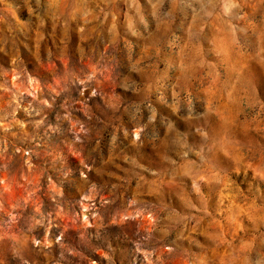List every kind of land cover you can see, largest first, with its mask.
<instances>
[{"label": "rangeland", "instance_id": "1", "mask_svg": "<svg viewBox=\"0 0 264 264\" xmlns=\"http://www.w3.org/2000/svg\"><path fill=\"white\" fill-rule=\"evenodd\" d=\"M0 264H264V0H0Z\"/></svg>", "mask_w": 264, "mask_h": 264}]
</instances>
